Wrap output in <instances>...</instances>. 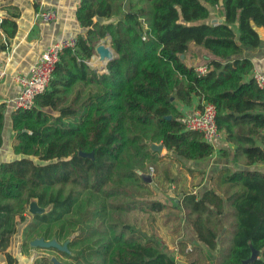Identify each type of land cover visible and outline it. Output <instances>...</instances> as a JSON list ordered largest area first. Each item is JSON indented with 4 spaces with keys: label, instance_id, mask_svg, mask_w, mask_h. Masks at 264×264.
<instances>
[{
    "label": "trees",
    "instance_id": "trees-1",
    "mask_svg": "<svg viewBox=\"0 0 264 264\" xmlns=\"http://www.w3.org/2000/svg\"><path fill=\"white\" fill-rule=\"evenodd\" d=\"M96 15L117 19L100 25ZM76 17L84 29L76 47L60 53L32 108L10 114L18 157L0 162L4 264L17 263L9 248L22 224L24 242L75 234L68 245L77 255L70 258H94L88 264H177L159 239L137 230L130 219L136 209L149 221L174 220L180 236L182 223L189 225L196 238L181 241V252L190 264H206V249L216 251L215 264H243L252 247L258 256L245 264H264V173L250 168L264 164V88L246 80L252 64L241 56L260 44L264 0H81ZM0 28L11 37L16 23L4 18ZM105 39L116 56L98 72L88 61ZM190 43L205 51L203 76L185 62ZM195 98L198 107L215 105L217 127L241 167L216 171L203 191L196 189L204 178L197 170L196 183L174 185L175 202L153 199L150 172L163 157L149 142L163 144L175 162L201 161L215 151L201 133L185 129L183 107ZM4 110L0 102V145ZM166 165L162 180L176 183ZM30 198L50 210L29 214ZM32 264L56 263L42 256Z\"/></svg>",
    "mask_w": 264,
    "mask_h": 264
},
{
    "label": "crops",
    "instance_id": "crops-1",
    "mask_svg": "<svg viewBox=\"0 0 264 264\" xmlns=\"http://www.w3.org/2000/svg\"><path fill=\"white\" fill-rule=\"evenodd\" d=\"M81 0H0V16L4 18H13L16 23V30L13 36L8 37L0 28V102L10 99L20 89V85L16 80L17 75L25 74L29 71L32 63L36 60L42 50L51 42L67 36H77L84 32L77 17L76 10ZM53 9L56 11V17L53 21L43 22L36 17V12L40 9ZM212 19H217L216 11L211 8ZM97 16V15H96ZM113 23L116 21V16ZM95 21V18H94ZM260 36V44L255 48H246L241 55L247 57L252 64V70L246 76V80L252 77L254 71L264 74V27L256 28ZM193 44V43H192ZM205 51L194 44H189V50L185 56V62L189 65H202ZM95 54L91 57V59ZM99 58V57H98ZM100 60V59H99ZM101 61V60H100ZM89 64V63H88ZM98 71V72H104ZM199 99L195 98L194 103L189 107H183L186 113L192 112L198 107ZM11 109L4 110V123L2 128V144L0 145V162L10 161L18 157L13 151V133L10 129ZM214 153L201 161H188L180 159V161H170V156H166V149L163 146L162 153H158L163 157L161 164L170 170L173 177L178 176L174 182L166 183L162 180L163 175L160 168L155 171L156 178L161 184H167L168 187L178 186L184 187L198 181V171L204 172V178L199 186L198 191H203L209 187L211 176L222 168L235 169L241 167L233 158V150L231 145L225 141L224 136L220 133L219 138L214 144ZM222 150L226 154H222ZM182 161V162H181ZM160 164V165H161ZM171 164L175 166L172 169ZM195 170L190 173L186 166ZM165 166V165H164ZM264 173V164H256L250 167ZM172 169V170H171ZM183 232L187 229L193 235L190 242L195 241V233L186 222L182 225ZM188 240V239H187ZM14 250V249H13ZM12 250V243L9 251L16 258V264H32L30 260L26 261V255L22 251ZM22 252V254H20ZM0 264H4L0 258Z\"/></svg>",
    "mask_w": 264,
    "mask_h": 264
},
{
    "label": "built area",
    "instance_id": "built-area-1",
    "mask_svg": "<svg viewBox=\"0 0 264 264\" xmlns=\"http://www.w3.org/2000/svg\"><path fill=\"white\" fill-rule=\"evenodd\" d=\"M36 17L43 22L53 21L56 17V11L53 9H40L36 12ZM2 17L0 16V24ZM76 36H67L57 39L47 45L36 60L32 63L29 71L25 74L17 75L16 80L20 89L16 95L5 101V108L11 110L31 109L34 105L35 97L43 93L49 86L50 80L59 61L60 53L67 48L76 47ZM208 68L206 64L195 66V72L199 76L206 74ZM3 72L0 73V77ZM256 84L264 88V74L254 71L252 75ZM216 108L211 102H203L200 107L184 117V126L186 130L201 133L204 141L214 146L220 136V131L216 124ZM152 170L150 172V175Z\"/></svg>",
    "mask_w": 264,
    "mask_h": 264
},
{
    "label": "rangeland",
    "instance_id": "rangeland-1",
    "mask_svg": "<svg viewBox=\"0 0 264 264\" xmlns=\"http://www.w3.org/2000/svg\"><path fill=\"white\" fill-rule=\"evenodd\" d=\"M101 43L109 46L113 50L108 40L106 39L101 40L99 44ZM190 44L193 45L192 43ZM88 63L97 71L106 70L107 62L105 60L100 61L96 53H95V56L88 61ZM163 165H166V164H161L159 168L162 167ZM171 166L173 169L175 165L171 164ZM151 177H153L155 181L152 183L153 184L152 187L154 189V195L152 198L160 200V201H165L166 203L175 202L174 200L175 197L173 193L174 188L170 186L168 187L167 184H164V187H166V191H163L164 187L162 186H161L162 189L159 190L158 188H156V185H155V183H157L158 180L156 179V174L154 171H152ZM144 214L145 213L137 209L134 212L130 213V219L132 220V222H135V226L137 230L143 233V235L147 238L154 239L155 241L159 239L158 244L162 247L163 250L171 252V255L174 257L177 264H190L189 260L186 259L185 254L181 252V247L183 245V242H185L187 239H188L187 241L189 240L192 241L193 239V235L191 234L190 230L187 229L188 227H186L185 232H183V228H184L183 226L182 228H180L181 232L183 233V235L180 236L177 233H175L177 232L175 228L178 226L174 224V220H167L163 222L161 218L156 216L155 221H149L146 217H144ZM22 227H23V224L19 226L18 232L12 237L11 243H12V250L16 249L17 251H22L26 255V261L30 260L33 262L35 258L45 256L51 259L56 264H88L91 261V259H94V258H89V257L80 258L79 260L70 258V256L72 255H77L75 254V252H73L74 251L73 248L70 245H68V243L71 241V238L75 234H72L71 237L68 239H64V240L61 239L59 241L55 237L57 243L60 246H62L65 241H68L66 245V250L58 249L57 247H50V248L32 247L30 246V241L35 238H39L43 236H33V237L25 239L26 241L24 242L23 235H22ZM52 238L53 237H47V238H44V240L50 241ZM181 241H182V245H181ZM22 247L23 248L26 247V248L23 249ZM192 247H193L192 244L186 245V248H184L183 251L189 252L191 251ZM22 252H20V254H22ZM205 253L207 254L206 261H205L206 264H215L214 262L216 258L215 257L216 251H210L206 249ZM53 259H55L56 261H54Z\"/></svg>",
    "mask_w": 264,
    "mask_h": 264
},
{
    "label": "water",
    "instance_id": "water-1",
    "mask_svg": "<svg viewBox=\"0 0 264 264\" xmlns=\"http://www.w3.org/2000/svg\"><path fill=\"white\" fill-rule=\"evenodd\" d=\"M95 22L99 23L100 25H107L110 23H113L115 17H103V16H95ZM213 23L217 21V19H212L211 20ZM95 52L98 55L99 59L101 61H110L112 60L116 55L114 54V51L107 45L104 44H99L96 46L95 48ZM183 54L181 55V58H183ZM170 116H167V119H169ZM149 147L150 150L152 151H156L158 153H162L163 151V144L161 143H155V142H150L149 143ZM78 154L80 156H88V157H92V153H85L82 151H79ZM143 177L150 182L151 178L148 174H143ZM50 210V206L47 207H41L38 204V200L36 198H30L29 203H28V207H27V211L29 214L33 215V214H41V213H46ZM68 241H65L64 244L62 246H60L57 241L56 238L53 237L50 241H46L44 240L43 237H39V238H35L33 240L30 241V246L32 247H42V248H50V247H57L58 249H62V250H66V245H67ZM258 256V251L256 249H254L253 247L251 248V255L248 259L243 261V264L250 262L254 259H256ZM54 261H56L55 259H53Z\"/></svg>",
    "mask_w": 264,
    "mask_h": 264
}]
</instances>
